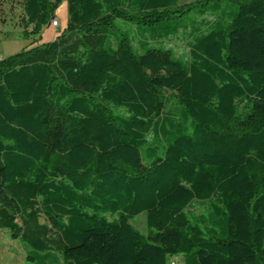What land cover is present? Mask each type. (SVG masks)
<instances>
[{"label":"trees","instance_id":"obj_1","mask_svg":"<svg viewBox=\"0 0 264 264\" xmlns=\"http://www.w3.org/2000/svg\"><path fill=\"white\" fill-rule=\"evenodd\" d=\"M58 1L24 0L30 35ZM67 2L53 42L0 60V230L24 264H264V0ZM187 28L185 59L152 45Z\"/></svg>","mask_w":264,"mask_h":264},{"label":"rangeland","instance_id":"obj_2","mask_svg":"<svg viewBox=\"0 0 264 264\" xmlns=\"http://www.w3.org/2000/svg\"><path fill=\"white\" fill-rule=\"evenodd\" d=\"M198 1L200 0H179V5H191ZM24 17V0H0V60L16 55L24 49L53 42L57 34H60L68 26V2L59 0L55 7L54 20L58 22L59 27L55 28L51 24L46 25L39 35H30L34 28L33 26L25 28ZM202 20V18H195L197 24H201ZM189 34L190 28H187L186 32H181L170 41L152 45L171 50L176 57L185 59L188 56ZM166 94L175 96L173 92H166ZM204 212V207L195 204L190 213L199 216ZM131 224L145 237L152 234L148 229L145 213L134 218ZM25 256L22 242L13 240L8 231L0 230V264H24ZM175 262L183 264L184 259L178 257Z\"/></svg>","mask_w":264,"mask_h":264},{"label":"built area","instance_id":"obj_3","mask_svg":"<svg viewBox=\"0 0 264 264\" xmlns=\"http://www.w3.org/2000/svg\"><path fill=\"white\" fill-rule=\"evenodd\" d=\"M51 24L55 28L59 27V24H58V22L56 20H53ZM171 264H177V262L173 261Z\"/></svg>","mask_w":264,"mask_h":264}]
</instances>
